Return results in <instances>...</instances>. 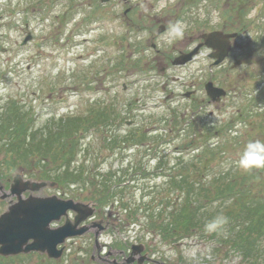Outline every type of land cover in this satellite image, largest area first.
<instances>
[{
  "label": "rangeland",
  "instance_id": "obj_1",
  "mask_svg": "<svg viewBox=\"0 0 264 264\" xmlns=\"http://www.w3.org/2000/svg\"><path fill=\"white\" fill-rule=\"evenodd\" d=\"M233 4L234 0H128L126 3L112 0L105 4L99 0H0V99L4 101L12 95L28 106L32 104L38 118L36 125L40 126L52 113L57 117L79 114L90 103L112 102L116 97L119 105L124 104L121 109L127 112L125 123L119 126L120 135L141 125L149 134L159 132L156 152L126 143L111 149L104 142L103 131L90 130L81 140L87 151L82 149L77 156L78 161L84 158L85 169L92 168L91 172L97 173L107 171L109 166L114 170L124 168L140 158V153H167L175 162L174 153L190 152L182 149L186 133L179 129L183 125H171L174 115L178 124L182 119L183 122L202 119L223 125L246 101V93L254 83L252 76L260 69L255 56L258 50H254L252 41L258 33L253 21L258 6L249 0L242 15L233 12L229 19L224 18L223 10L235 9ZM162 25L168 30L157 34ZM223 25L226 27L222 28ZM213 29L237 32L224 64L213 65L208 49L202 47L186 65H171L179 51H188L197 43L200 32ZM236 59L239 64L232 67ZM209 80L227 92L218 103L209 102L205 94L204 84ZM132 101L131 108L125 106ZM143 160L147 168L153 167V158ZM15 169L25 178L29 174L22 166ZM11 170L5 164V154L0 152V185L5 191ZM152 179L155 180H148L151 184L161 183L163 178L160 175ZM89 190L75 185L67 188L53 185L36 194L89 199L94 205ZM62 191L64 195L60 194ZM132 196L131 200H137L139 192ZM6 205L0 200V214ZM72 217L69 213V218ZM100 219L102 225H107L97 239L93 234L95 228L82 236L67 238L58 259L31 252L12 256L8 263L111 264L113 260L122 263L131 245L141 243L146 246L142 254L148 257L142 264H243L233 255L211 257L209 244L194 238L174 245L160 243L158 236L152 237L147 232L137 237L138 225L124 227L110 214L107 205L97 206L93 220ZM63 221L61 217L54 223ZM90 221L86 220L85 224Z\"/></svg>",
  "mask_w": 264,
  "mask_h": 264
},
{
  "label": "trees",
  "instance_id": "obj_2",
  "mask_svg": "<svg viewBox=\"0 0 264 264\" xmlns=\"http://www.w3.org/2000/svg\"><path fill=\"white\" fill-rule=\"evenodd\" d=\"M248 1L234 0L238 11L224 9V18L233 12L242 15ZM252 2H260L253 20L258 33L252 38L260 69L252 76L246 101L223 125L202 119H182L178 124L174 115L171 125H183L179 129L186 133L182 149L190 153H174L175 162L167 153H140L132 165L92 173V168L85 169L84 158L77 159L78 152L87 151L81 141L87 131H103L111 149L126 143L151 152H156L161 134H149L141 125L120 135L127 112L116 97L112 102L90 103L79 114L57 117L52 113L39 126L34 106L8 95L0 99V152L7 168L22 166L29 177L55 181L63 188H90V198L100 208L107 205L124 227L138 225L137 237L147 232L158 236L160 243L174 245L194 238L209 244L213 258L233 255L243 264H264V169L245 172L235 165L249 141L264 142V0ZM132 103L125 106L131 108ZM144 157L154 159L152 168H147ZM160 175L161 183L148 181ZM137 192L138 199L131 200ZM213 220L218 222L209 226ZM11 260L0 256V264Z\"/></svg>",
  "mask_w": 264,
  "mask_h": 264
},
{
  "label": "water",
  "instance_id": "obj_3",
  "mask_svg": "<svg viewBox=\"0 0 264 264\" xmlns=\"http://www.w3.org/2000/svg\"><path fill=\"white\" fill-rule=\"evenodd\" d=\"M107 1L109 0H101V2ZM235 36L236 33L222 31H211L202 35L204 44L215 51L212 55L215 58L214 64L224 60L230 50L231 38ZM200 46L175 57L172 64L186 63L197 53ZM205 90L212 101H219L220 96L225 95V90L213 86L210 81L206 83ZM49 185L53 186L55 183L23 178L18 172L13 173L8 190H3L0 185V199L7 203L5 210L0 214V256L36 252L50 259H58L64 250L67 238L82 236L95 228L93 234L97 239L104 230L107 224L102 225L101 220L84 224V221L95 212L91 202L63 199L55 194L43 196L36 194ZM68 212L73 213L72 219L68 217ZM62 216L63 223L54 226V222L59 221ZM142 251H144L143 244H132L123 263L131 264L136 261L137 264H142L148 258L146 253L142 254ZM111 264H119V262L113 260Z\"/></svg>",
  "mask_w": 264,
  "mask_h": 264
},
{
  "label": "clouds",
  "instance_id": "obj_4",
  "mask_svg": "<svg viewBox=\"0 0 264 264\" xmlns=\"http://www.w3.org/2000/svg\"><path fill=\"white\" fill-rule=\"evenodd\" d=\"M235 165L245 172L264 169V142L249 141L240 152ZM217 222L216 220L210 221L209 226H214Z\"/></svg>",
  "mask_w": 264,
  "mask_h": 264
},
{
  "label": "flooded vegetation",
  "instance_id": "obj_5",
  "mask_svg": "<svg viewBox=\"0 0 264 264\" xmlns=\"http://www.w3.org/2000/svg\"><path fill=\"white\" fill-rule=\"evenodd\" d=\"M126 14V13H125Z\"/></svg>",
  "mask_w": 264,
  "mask_h": 264
}]
</instances>
